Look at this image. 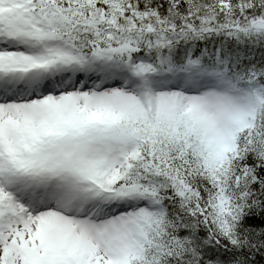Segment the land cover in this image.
<instances>
[{
  "label": "snow or ice",
  "instance_id": "6c2138e0",
  "mask_svg": "<svg viewBox=\"0 0 264 264\" xmlns=\"http://www.w3.org/2000/svg\"><path fill=\"white\" fill-rule=\"evenodd\" d=\"M0 264H264V0H0Z\"/></svg>",
  "mask_w": 264,
  "mask_h": 264
}]
</instances>
